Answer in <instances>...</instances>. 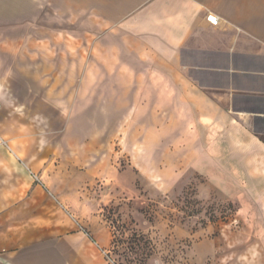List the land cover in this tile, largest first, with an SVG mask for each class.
I'll list each match as a JSON object with an SVG mask.
<instances>
[{"label":"rangeland","instance_id":"rangeland-1","mask_svg":"<svg viewBox=\"0 0 264 264\" xmlns=\"http://www.w3.org/2000/svg\"><path fill=\"white\" fill-rule=\"evenodd\" d=\"M36 1L29 18L0 17V77L15 100L0 133L46 185L50 218L94 235L107 225L113 263L194 264L207 240L213 264L210 241L257 221L242 211L264 216V203L241 211L193 169L214 132L144 49L89 19L90 0Z\"/></svg>","mask_w":264,"mask_h":264},{"label":"crops","instance_id":"crops-1","mask_svg":"<svg viewBox=\"0 0 264 264\" xmlns=\"http://www.w3.org/2000/svg\"><path fill=\"white\" fill-rule=\"evenodd\" d=\"M38 5L0 0V17L29 18ZM88 17L144 49L214 132L193 169L241 211L264 203V0H104L102 8L90 0ZM6 90L0 77V125L9 116L4 108L15 104ZM20 159L0 133V264H115L106 256L107 225L96 235L79 221L64 230L62 216H49L46 185L28 178L30 166ZM242 213L257 221L218 232L210 241L213 264H264V216ZM205 241L195 245L194 264H209Z\"/></svg>","mask_w":264,"mask_h":264},{"label":"built area","instance_id":"built-area-1","mask_svg":"<svg viewBox=\"0 0 264 264\" xmlns=\"http://www.w3.org/2000/svg\"><path fill=\"white\" fill-rule=\"evenodd\" d=\"M207 19L212 25L215 26L218 25L220 21L219 17L214 14H208Z\"/></svg>","mask_w":264,"mask_h":264},{"label":"trees","instance_id":"trees-1","mask_svg":"<svg viewBox=\"0 0 264 264\" xmlns=\"http://www.w3.org/2000/svg\"><path fill=\"white\" fill-rule=\"evenodd\" d=\"M89 233V232H88ZM115 264H117L116 262H115Z\"/></svg>","mask_w":264,"mask_h":264}]
</instances>
